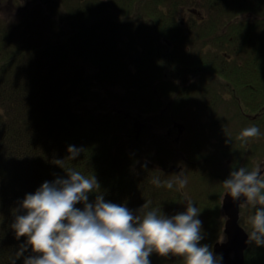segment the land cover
Returning <instances> with one entry per match:
<instances>
[{
    "label": "trees",
    "instance_id": "1",
    "mask_svg": "<svg viewBox=\"0 0 264 264\" xmlns=\"http://www.w3.org/2000/svg\"><path fill=\"white\" fill-rule=\"evenodd\" d=\"M80 2V12L84 10L88 14L96 15L98 6H104L106 3H89L86 0ZM159 2L164 9L155 4L159 16L164 17L166 14L172 18L177 17L175 0ZM207 2V9L212 16L208 31L204 32L206 36L196 31L195 25H191L190 30L194 32V36L202 34V37L207 39L202 38L204 42L212 35L217 48L225 47L229 50L223 51V55L213 50L210 55L200 56L197 60L182 59L178 46L183 44L187 36L181 22L173 19L163 24L161 30L169 44L161 43L159 39L152 42L148 36L141 41L143 49H140L138 54L141 53L146 60L148 57L150 60L140 67L138 73L130 70L123 60L119 64L117 59L116 62L112 58L109 59V55H115L114 49L110 54L95 53V57L101 61L97 78L106 81L127 75L133 76V83L126 87L124 96L136 97L138 110L133 112L135 115H132L131 122H127V117L121 114L122 123H119L124 126V135L127 136L129 132V139H133L132 130L135 131V127L132 125L136 118H141L144 114L152 116L154 105L166 110L162 102L161 105H157L158 100L155 102L160 86L166 93L174 92L178 103L196 101L193 97L188 100L189 93L178 94L186 87L181 86L178 80L166 78V72H161L165 63L166 67L176 69L178 75L183 72L190 73L187 80L193 78L191 81H195L194 77L200 76L201 79L196 80L198 83H191L189 87L204 86L203 95L209 96L208 100L215 103L227 102L228 108L233 106V116L226 117L225 121L243 120L244 117L247 121L259 123L264 120V0ZM88 19L93 20L89 17ZM111 19L116 22L117 17ZM9 38L11 37L8 33L4 35L0 31V264H10L9 256L14 254L20 247V242L26 239L22 236L17 240L15 230L11 227L16 209L24 195L34 192L44 180H53L57 175H67L64 168L55 162L58 158L65 159V166L75 167L89 175L93 172L101 183V191L106 200L126 203L137 214L146 210L141 206L148 201H151L149 207L161 208L167 215L184 211L186 203L182 199L186 194L195 201L204 216L202 231H206H203L202 243H208L213 248L217 236L211 234L210 229L224 222L221 207L225 189L222 181L233 168L243 165L249 169L253 168L248 166L251 160V157H247L248 153L254 156L252 162L259 164L262 161L260 158L264 153V146L256 144V148H253L252 144L242 142L239 135L237 137L232 133V140L225 143L229 139V130L222 126L219 130L216 129V132H219V143L222 145L219 152L227 158L228 163L227 169H219L217 181L210 182L203 169L207 167L208 161L220 164L215 157L219 152L210 157L200 147V142H195L194 153L187 161L191 167L187 173H193L194 190L189 193L186 187L183 191H178L175 187L169 189L166 186H156L151 182L153 176H159L162 180L168 179L163 177L165 170L162 165L165 161L171 160V163L177 159L176 143H170L167 139L163 146L160 143L152 145L156 148L155 158L142 151L145 154L142 157L147 161L146 168L144 164H140L141 155L136 149L127 152L119 146L118 153L115 152L113 148L122 145V138L120 131L115 128L113 117L107 118L88 106L80 108L77 105L92 91V82L89 81H93L92 76L88 80L85 71L65 74L64 70H61L62 64H53L52 60L47 59L44 61L43 56L29 43L13 45ZM100 43V46L102 44L107 48L111 42ZM12 48L18 49L16 52H10L9 49ZM19 49L24 50L18 53ZM182 62L185 65L184 71L180 69ZM165 112L167 115L168 112ZM165 118L170 121L168 115ZM136 136L139 137L138 133ZM130 144L132 147L129 140L125 146ZM69 145L83 149L75 160L67 158ZM170 145L171 149L168 148ZM250 148L252 151H249ZM117 155H120V159H117ZM159 166L162 170L157 171ZM179 169L185 170L184 166ZM95 196V192L90 193L89 199L94 200ZM77 206L83 207V204ZM246 207L250 209L247 210L248 215L242 214L241 223L250 231L249 217L254 209L251 206ZM23 211L25 210L20 209V212ZM206 214H209L208 219ZM150 259L152 264H185L181 255L173 253L161 255L153 252ZM23 260V256L19 257L16 264H23ZM245 264H264V246L251 242L246 252Z\"/></svg>",
    "mask_w": 264,
    "mask_h": 264
},
{
    "label": "rangeland",
    "instance_id": "2",
    "mask_svg": "<svg viewBox=\"0 0 264 264\" xmlns=\"http://www.w3.org/2000/svg\"><path fill=\"white\" fill-rule=\"evenodd\" d=\"M99 1L106 3L104 6H98L96 15L88 14L84 10L80 12L79 9H82L80 8L82 7L80 0H0V31L4 35L6 33L9 34L11 38L8 40L13 45L29 43L34 50H37V53L43 56L44 61L47 59L49 61L52 60L53 64H62L61 70H64L65 74L71 75L78 71L81 73L85 71L88 80L92 76L94 83L89 80L92 82L90 84L92 91L87 94L86 99L80 96L83 100H80L77 105L80 108L88 106L90 109L96 110V113L103 114L107 118L113 117L114 123H116L115 128L120 131L119 135L122 138V145H117L114 147L115 149L113 148L115 152L118 153L119 146L123 147L127 152H133L136 149L135 151L141 155L140 164H145L147 161H144L145 157L142 156H145V154L142 151L155 158L156 148L152 145L160 143L163 146L167 139H169L170 143H176L177 159L171 163H169L171 160L163 163L162 167L165 170L163 177L174 178L177 172L182 170L179 167L184 166L185 170L183 172L188 179L186 189L189 193L194 190V179L192 177L193 173H187L191 169L187 161L189 156L194 153L195 142H200V147L210 157H213L219 151L221 152L220 148L222 146L219 143V137H217L219 132H216V129L219 130L220 127L224 126L229 130V135L234 134L237 136L239 135V130L241 131L245 127L256 124L259 125L262 135L249 138L247 144H252L253 148H256V144L264 146V120L259 123L257 121H247L246 117H244L243 120L225 121L226 117L233 116V106L228 108L227 102L215 103L208 100L209 96L203 95L204 86L189 87L191 83H198L196 80L201 79L200 76H195V81H191L193 78L187 80L190 73L183 72V74L178 75L177 70L172 67H166L165 62H163L165 67L161 68V72H166V78L178 80L181 86L186 87L178 94L189 93L188 100H192L191 97H193L196 101L178 103L174 92L170 93L167 91L166 93L160 86L158 98L155 102L158 100L157 105H161L160 103L162 102L166 110L154 105L152 116L143 113L144 115L141 118H136L137 122L136 119L134 120L132 125V127H135V131L132 130L134 140L132 138L129 139V132L127 136L124 135V126L119 124L122 123V116H126V121L131 122L132 115H135L133 112L138 110L137 98L132 95H128L129 98L124 96L127 91L126 87L133 83V76L127 77V75L115 80L106 79V81H102V78H97L96 75L101 70V61L95 57L96 52L99 54H110L111 50L114 49L115 55H109V59L112 58L114 62L117 59L119 64L123 60L128 64L130 70L138 73L140 67L150 60L149 57L146 60L141 53L138 54L139 50L143 49L141 41L148 36L152 42H157L155 40L159 39L161 43L169 44L165 41L161 30L162 25L170 21V19L181 22L180 24L183 25V30L187 36L183 44L178 46L182 59L197 60L200 59V56L210 55L213 50H216L215 52H219L221 55H223V51L229 52V50L225 47L217 48L211 38L212 35L206 42L201 40L206 36L204 32L208 31V23L212 16L210 10L207 9V0H175L177 14L175 18L166 14L164 17L159 16V13L155 10L157 9L155 4L160 5L159 0H86L89 3ZM160 7L163 9L162 5ZM204 16L206 17L203 18ZM88 17L93 20L88 19ZM114 17H117L116 22L111 19ZM191 25H195L196 31L202 32L204 37H202V34H195L194 36V32L190 30ZM107 41L111 43L105 48L101 43ZM99 42H101V46ZM138 44L139 46H137ZM17 49L12 48L9 51L16 52ZM165 49L166 47H164V51ZM22 50L24 49H19L18 53ZM181 65L180 69L184 71V62ZM188 87L189 89H187ZM139 94L141 95L142 93L139 92ZM202 100H205V102H202ZM165 111L168 112L167 115L170 121L165 118L167 116ZM121 114L123 115L121 116ZM135 122L137 126H135ZM182 123L185 126L180 131L178 125ZM137 133L139 135L138 138L136 136ZM129 140L132 142L133 149H131V144L128 147L125 146ZM140 143L142 146H140ZM168 148L171 149V145ZM246 148L248 149V147ZM249 151H252L251 148ZM220 152L215 156L220 164L217 165L213 161H208L207 167L203 169L206 173L205 175L210 178V182L218 180L219 169H227V158ZM247 155V157H251L248 166L254 167L255 164L252 162V157L254 156L250 153ZM183 156H186V160ZM118 158L120 159V155H117ZM260 159L262 161L259 164H264V153ZM151 162H153L152 159ZM244 163L246 164L247 161H244ZM162 167L159 166V169L156 168V170H162ZM139 172L142 174L141 171ZM248 209L250 208L245 207L242 210V214L248 215ZM208 216L209 214H206L207 219ZM199 217L204 220L203 213H199ZM224 228L225 224L221 222V225L210 229L211 234L213 233L215 237L217 236L214 243L225 241ZM203 231L205 232L206 230L204 229Z\"/></svg>",
    "mask_w": 264,
    "mask_h": 264
},
{
    "label": "clouds",
    "instance_id": "3",
    "mask_svg": "<svg viewBox=\"0 0 264 264\" xmlns=\"http://www.w3.org/2000/svg\"><path fill=\"white\" fill-rule=\"evenodd\" d=\"M260 135L259 125L253 124L243 128L239 138L247 143L249 138ZM227 136L225 143L232 140ZM82 150L69 145L67 158L75 160ZM64 160L58 158L55 162L67 175L44 180L20 201L11 227L17 240L22 236L26 239L9 256L10 264H16L21 256L23 264H152L153 252L179 254L185 264H224L222 252L201 243V209L191 197L185 194L182 200L186 210L174 215L149 207L151 201L141 206L146 209L142 214H137L126 203L106 200L93 172L89 175L65 166ZM143 166L146 168L147 164ZM151 182L183 191L188 179L181 170L172 179L153 176ZM222 183L225 196L254 209L249 217L248 242L264 246V164L251 169L245 165L233 168ZM93 192L95 199L90 200ZM80 203L83 207L77 206ZM227 239L225 235L224 240Z\"/></svg>",
    "mask_w": 264,
    "mask_h": 264
},
{
    "label": "water",
    "instance_id": "4",
    "mask_svg": "<svg viewBox=\"0 0 264 264\" xmlns=\"http://www.w3.org/2000/svg\"><path fill=\"white\" fill-rule=\"evenodd\" d=\"M243 199V198H242ZM246 204L241 201L234 203L230 196H225L223 200V210L226 215L225 233L228 239L217 242L214 245L216 252L224 255V264H244L245 252L249 247L247 230L240 224L241 206Z\"/></svg>",
    "mask_w": 264,
    "mask_h": 264
}]
</instances>
